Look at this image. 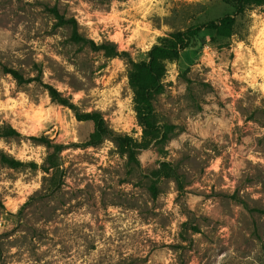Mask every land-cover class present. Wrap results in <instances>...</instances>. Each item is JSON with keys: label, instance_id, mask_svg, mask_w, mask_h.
I'll return each instance as SVG.
<instances>
[{"label": "rangeland", "instance_id": "374dc122", "mask_svg": "<svg viewBox=\"0 0 264 264\" xmlns=\"http://www.w3.org/2000/svg\"><path fill=\"white\" fill-rule=\"evenodd\" d=\"M53 8L95 46L74 41ZM233 12L223 0H0V133L21 135L0 136V264H264V5L237 17L230 38L204 32L166 62L154 98L166 139L138 162L109 139L86 147L92 123L4 72L40 75L80 112H100L116 135L141 142L133 64ZM32 137L63 147L55 168L53 148ZM163 161L183 191L174 178L153 181Z\"/></svg>", "mask_w": 264, "mask_h": 264}, {"label": "trees", "instance_id": "16d2710c", "mask_svg": "<svg viewBox=\"0 0 264 264\" xmlns=\"http://www.w3.org/2000/svg\"><path fill=\"white\" fill-rule=\"evenodd\" d=\"M223 2L231 6L234 10L233 14L225 15L217 20L209 21L205 24H198L185 31L177 32L171 36L170 39L165 40L157 45H154L148 52L146 61L133 64L129 75V86L134 94V111L139 125L143 129L142 141L138 142L128 136L116 135L108 126L100 112H80L78 107L71 102L70 99L64 97L53 86L46 84L40 75L26 79L19 71L4 68V72L11 75L13 79L20 85L38 83L45 89L51 100L63 107L71 110L77 121L90 122L93 124L94 130L90 135L88 141L85 143L86 147H97L104 142V140L113 141L119 153L122 156H127L130 162H138V154L143 150H147L153 142H161L166 139L164 132L160 131L167 129L164 125H159L155 119L154 98L163 90V79L166 74V62L177 61L183 51L190 48L200 35L204 32H211L218 38H230L236 24L237 17L243 15L248 8L260 7L264 5V0H223ZM53 16L59 21L60 25H68L72 29V39L78 43L87 44L90 41L81 37L78 33V23L75 19H66L61 15L57 8L50 10ZM94 47V43L90 42ZM0 136L3 138L20 137V133L12 127L2 130ZM45 143L49 148H53V153L48 157L47 163L49 169L57 166L54 159L59 158L63 150L61 145H53L45 141V139H36ZM3 162L11 168H19L22 163L11 158L3 157ZM154 182L162 178H174L177 182L179 190L183 191V178L178 170L170 162H160L158 169L151 173ZM151 192L154 197L157 195L156 186L151 187Z\"/></svg>", "mask_w": 264, "mask_h": 264}, {"label": "clouds", "instance_id": "9594fccd", "mask_svg": "<svg viewBox=\"0 0 264 264\" xmlns=\"http://www.w3.org/2000/svg\"><path fill=\"white\" fill-rule=\"evenodd\" d=\"M80 95L83 96V93L81 92ZM5 119H7V117H5ZM0 123H2V122H0ZM28 134H30V135H37L38 133L35 132V131H33V132L28 133ZM0 148H4L5 151H7V147L4 145V143H3L2 140H0ZM39 151L42 153L44 151V149L43 148H40Z\"/></svg>", "mask_w": 264, "mask_h": 264}]
</instances>
